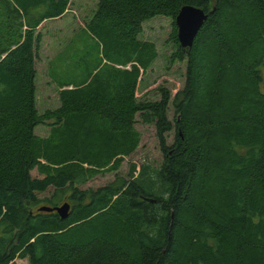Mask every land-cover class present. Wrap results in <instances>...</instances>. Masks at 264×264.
Segmentation results:
<instances>
[{"label": "trees", "instance_id": "1", "mask_svg": "<svg viewBox=\"0 0 264 264\" xmlns=\"http://www.w3.org/2000/svg\"><path fill=\"white\" fill-rule=\"evenodd\" d=\"M70 4L0 0V264H264V0H96L85 28L105 63L58 85L59 106L39 114L40 25ZM185 5L208 14L190 49L176 37ZM155 16L172 19L184 82L142 102L156 52L137 36ZM137 121L161 163L79 189L134 152ZM65 202V220L38 210Z\"/></svg>", "mask_w": 264, "mask_h": 264}, {"label": "rangeland", "instance_id": "2", "mask_svg": "<svg viewBox=\"0 0 264 264\" xmlns=\"http://www.w3.org/2000/svg\"><path fill=\"white\" fill-rule=\"evenodd\" d=\"M95 3L96 0H71L69 8L72 12H67L66 17L44 21L40 25L43 42L36 62L38 76L36 110L39 114L59 106L58 85L82 80L90 69L105 63L98 40L85 28L86 23L93 17ZM172 32L171 17L155 16L142 23L141 33L137 38L155 46L156 58L138 83L135 93L137 101L158 100L161 87L168 89L171 96L182 88L185 62L170 61V57L176 51V45L171 39ZM118 68L129 69L128 66ZM175 115L173 108H169L168 118L172 121ZM134 128L140 137L134 152L123 156L115 169L104 170V173L95 175L79 189L95 190L111 182L116 175L128 178L127 173L131 164H135L138 169L143 163L154 167L161 163L162 157L152 127L143 126L137 121ZM49 131L50 126L44 124L36 127L34 133L37 137L44 138ZM174 136L173 130L167 134V143L170 144ZM32 176H37L35 170L32 171ZM49 195L42 194L39 197ZM16 263L27 264L25 260H16Z\"/></svg>", "mask_w": 264, "mask_h": 264}, {"label": "water", "instance_id": "3", "mask_svg": "<svg viewBox=\"0 0 264 264\" xmlns=\"http://www.w3.org/2000/svg\"><path fill=\"white\" fill-rule=\"evenodd\" d=\"M208 14L199 8L193 6H182L176 17V37L181 48L190 49L193 41L201 29L204 22L207 20ZM40 212H55L61 220L68 218L70 205L65 202L61 206L55 207H40Z\"/></svg>", "mask_w": 264, "mask_h": 264}]
</instances>
